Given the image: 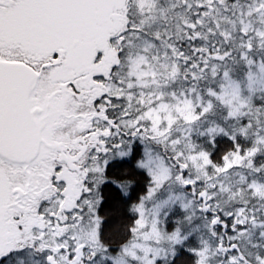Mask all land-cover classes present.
Here are the masks:
<instances>
[{"label": "rangeland", "instance_id": "obj_1", "mask_svg": "<svg viewBox=\"0 0 264 264\" xmlns=\"http://www.w3.org/2000/svg\"><path fill=\"white\" fill-rule=\"evenodd\" d=\"M127 2H58L53 17L54 26L51 27L54 31L50 30L49 33L55 34L51 40L54 45L63 44L64 48L55 50L60 55L58 57L34 60L38 65L41 62L44 65V77L35 95L37 99L51 107L56 104L60 88L65 84H55L51 79L65 80L70 71H66V66L73 68L74 75L82 72L93 78L92 75L104 71L103 67H106L105 73L108 71L115 62L108 42L114 43L122 33ZM112 15L116 17L112 18ZM10 18L0 10V26ZM258 19L264 23L257 17L246 27H257ZM58 32H64V37L56 38ZM255 34L261 35L258 32ZM72 47L73 55L69 51ZM5 51L0 40V62H7L4 59ZM93 67L97 69L95 72L92 71ZM263 74L264 68L259 65L249 70L248 75H245L249 82L246 87L248 91L264 87L261 82ZM152 78L154 83H150L152 87L144 105V131H134L133 139L134 144L139 138L145 142L140 166L149 172L153 186L135 207L137 220L129 243L112 253L100 246L97 238L98 191L103 182V168L112 157L107 159L101 156L102 161L93 157L91 165L87 167L90 173L84 172L82 166L66 157L67 163L62 164L66 166L67 172L63 176L71 182L64 185L63 196L57 194L53 202L44 203L42 210L38 209L43 197L48 192L52 194L54 187H59L52 180L64 147L53 139L54 144L48 151L43 148L34 164L20 168L21 179L19 177L16 183L21 187L17 189L27 192L26 196L18 199V195L13 192L10 201L8 184L5 189L0 186V196H3L0 203V232L13 231L9 238L0 240V264H47V259L55 264H155L159 260H170L177 247L187 239L191 240L190 248L196 253L197 264H264V189L257 183L262 175L261 169L252 167V160L264 151V115H260V119L248 112L242 113L239 117L245 116L247 122L231 137L238 135L244 141L249 139L250 147L243 152L238 148L226 156L220 165H213L198 146L190 144L194 142V133L197 131L195 118L192 120L187 114L188 109L192 108L191 102L187 101L188 104L181 108V113H185L181 115L184 120L174 125L169 111L175 107L167 105L164 97L152 107V103L161 98L159 85L156 84L161 80L157 76ZM46 82L50 83L46 85ZM229 85L230 89L223 95ZM223 92L220 94L221 100L222 97L226 101L227 96H233L228 98L227 106L231 109L230 118H235L232 114L236 109L235 99L240 94L239 85L230 82ZM60 122L56 137L64 142L65 148L66 145L69 148L71 141L69 133H65V118ZM238 123L239 120L232 119L230 125L236 130ZM206 134L212 135L213 131L209 130ZM45 137L52 142L49 134ZM150 139L159 150L150 151V143H146ZM165 153L171 158L164 159L162 155ZM112 156L115 157L114 154ZM78 157L81 158L80 152ZM78 178L86 182L82 183L83 180ZM85 183L81 192V184ZM91 185H95L94 191H90ZM86 189L88 193L84 194ZM11 202L14 207H11ZM173 211H177V215L172 225L174 231L169 233L166 222ZM23 217L27 221L19 228L16 225H21L22 220H25ZM25 225L29 227L24 228ZM11 255L16 260L8 262Z\"/></svg>", "mask_w": 264, "mask_h": 264}, {"label": "trees", "instance_id": "obj_2", "mask_svg": "<svg viewBox=\"0 0 264 264\" xmlns=\"http://www.w3.org/2000/svg\"><path fill=\"white\" fill-rule=\"evenodd\" d=\"M263 1L128 0L122 33L114 43L108 42L114 64L102 76L85 77V111L92 121L85 124L83 142H79L77 152L69 145L60 155L52 182L61 189L54 187L52 194L48 192L38 209L42 210L44 203L50 204L58 195L63 196L64 185L71 182L63 176L67 172L62 164L67 163L66 157L82 166L86 173L95 157L100 161L102 157H112L106 163L98 191L97 238L100 246L112 253L129 243L137 220L135 207L153 186L149 172L140 166L145 142L139 138L134 144L133 139L134 131H144V105L152 87L150 83H154L153 76L161 80L156 83L161 98L152 107L164 97L167 105L175 107L169 112L172 123L177 125L184 120L181 108L190 101L192 108L187 114L192 120L195 118L197 129L190 144L198 146L213 165H220L238 148L241 152L248 149L249 139L248 142L238 135L231 136L247 122L245 116L239 117L242 113L248 112L260 119L264 115V87L248 91L249 82L245 79L249 70L258 65L264 68V23L258 19L257 27H246L257 17L264 20ZM230 82L238 84L240 89L232 114L236 116L232 119L239 120L236 130L230 125L231 109L227 106L233 96H227L226 101L220 98ZM261 82L264 84V74ZM228 88L230 85L223 95ZM209 130L213 131L212 135L206 134ZM146 143H150V151L159 150L151 139ZM162 157L171 158L167 153ZM252 167L261 169L257 183L264 189V151L252 160ZM85 186L86 183L81 184V192ZM176 215L177 211H173L168 216L169 233L174 231ZM25 221L22 220L20 228ZM10 233L13 231L0 232L1 241L9 238ZM190 242L187 239L178 246L170 260L155 264H197ZM11 256L8 262L16 260Z\"/></svg>", "mask_w": 264, "mask_h": 264}, {"label": "flooded vegetation", "instance_id": "obj_3", "mask_svg": "<svg viewBox=\"0 0 264 264\" xmlns=\"http://www.w3.org/2000/svg\"><path fill=\"white\" fill-rule=\"evenodd\" d=\"M60 1L61 0H0L1 12L3 14H8L11 17L9 20L4 21L0 26V29L3 30L2 32L0 30V40L2 42V47L6 48L4 53V56L6 57H4V59L7 62L24 63L38 72L42 69L43 63L41 62V64L38 65L36 62H34V60L36 61L44 58L60 56L59 54L55 53V50L59 48L62 49L64 46H62L63 44L54 45V42L51 40H53V36L55 38V34L49 33L50 30H53L51 27L54 26L53 17L55 13V7H58L57 4ZM111 17L114 18L116 16L112 15ZM6 23L8 24L6 25ZM3 26L5 27L3 28ZM66 28L71 30V27L69 26ZM58 35L59 36H56V38H63L64 32H58ZM73 50V47L69 50L70 54L72 55ZM70 54L67 55V58H69L68 56ZM68 63L70 62L68 61ZM103 68L104 71L101 74L92 76L97 77L104 75L106 67ZM72 70L73 68L66 66V71L69 72H67L68 76L65 78V80L63 79L61 81H54L53 79H50L52 80L51 82H54L55 84H65L63 85L64 91L63 94H61L62 100L60 102L63 104V109L67 110L69 114L64 116L66 120L64 127L66 126V131L69 133V138L71 141L70 145L74 147L75 151L77 152L78 147L80 146L79 142H83L85 124L90 123L92 120L85 111L84 102V81L85 76L88 74L79 72L74 75ZM96 70L97 69L95 67L92 68L93 72ZM49 83L50 82H46V85ZM64 167L66 166L64 165ZM105 168L106 165L104 166L102 173L104 172ZM19 177L21 179L20 167H16L15 165L9 166V164H6L4 161L0 160V186L5 189V185L8 184L10 190V199L8 200L10 201L11 194L13 192L16 194L15 190L17 187H21L19 186V183H16L19 180ZM95 188V185L89 186L90 191H94ZM25 193L27 194V192ZM87 193L88 189L84 191V194ZM26 194L24 196H26ZM2 201L3 196H0V203H2ZM10 205L12 207L13 203L11 202ZM18 217H20V214ZM16 226L20 228L18 224ZM1 239H3L2 236L0 237V240Z\"/></svg>", "mask_w": 264, "mask_h": 264}, {"label": "water", "instance_id": "obj_4", "mask_svg": "<svg viewBox=\"0 0 264 264\" xmlns=\"http://www.w3.org/2000/svg\"><path fill=\"white\" fill-rule=\"evenodd\" d=\"M43 67L37 72L24 63L0 62V160L6 164L20 168L31 166L38 160L43 148L48 151L54 144L53 139L63 145L61 155L67 148L56 137L61 119L69 114L60 102L63 85L60 97L52 107L35 97L44 77ZM46 134L52 142L47 141ZM15 192L18 199L25 195L20 188ZM47 264L55 263L47 259Z\"/></svg>", "mask_w": 264, "mask_h": 264}]
</instances>
